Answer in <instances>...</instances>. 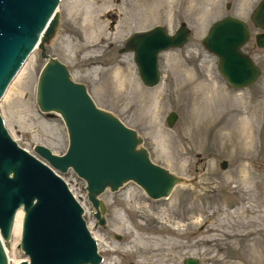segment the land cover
<instances>
[{
    "label": "rangeland",
    "instance_id": "obj_1",
    "mask_svg": "<svg viewBox=\"0 0 264 264\" xmlns=\"http://www.w3.org/2000/svg\"><path fill=\"white\" fill-rule=\"evenodd\" d=\"M258 1H59L58 27L46 52L67 65L98 106L142 135L154 162L182 177L157 199L133 181L106 188L99 195L106 205L99 224L84 181L67 175L102 255L99 264H183L186 256L199 264H264V46H257L261 29L250 20ZM228 14L248 23L242 49L261 67L246 87L230 86L217 56L201 43L210 24ZM182 22L189 29L185 44L163 50L159 83L144 85L126 38L156 24L173 32ZM44 62L35 47L19 69L20 80L16 74L0 98V115L28 151L41 143L62 153L68 139L60 115L35 103ZM170 111L177 114L171 126ZM19 240L20 232L11 234L7 245L14 263L26 258Z\"/></svg>",
    "mask_w": 264,
    "mask_h": 264
},
{
    "label": "water",
    "instance_id": "obj_2",
    "mask_svg": "<svg viewBox=\"0 0 264 264\" xmlns=\"http://www.w3.org/2000/svg\"><path fill=\"white\" fill-rule=\"evenodd\" d=\"M60 0H0V98L29 53L40 48L45 59L37 77L35 103L42 112L60 115L68 144L56 153L38 143L29 152L8 132L0 115V264H10L5 252L15 214L21 207L18 247L26 255L17 264H99L102 255L83 218V207L52 168L65 173L72 168L86 182L93 216L104 224L106 205L99 195L119 189L128 181L138 184L151 198L167 197L182 177L154 162L143 137L111 111L98 106L86 86L75 81L67 65L46 52V44L58 27ZM257 46H264V0L250 14ZM189 29L184 24L170 32L164 25L131 33L125 47L133 52L137 73L144 85L159 83V54L181 47ZM250 30L233 15L213 21L201 39L217 56V68L226 82L241 88L261 73L253 57L243 51ZM177 114L170 111L171 126ZM45 161V162H44ZM226 166V160L221 162ZM130 264H139L130 262ZM183 264H199L186 256Z\"/></svg>",
    "mask_w": 264,
    "mask_h": 264
},
{
    "label": "bare ground",
    "instance_id": "obj_3",
    "mask_svg": "<svg viewBox=\"0 0 264 264\" xmlns=\"http://www.w3.org/2000/svg\"><path fill=\"white\" fill-rule=\"evenodd\" d=\"M57 10H58V7H57ZM32 52V51H31ZM30 52V53H31ZM30 53H29V55H30ZM23 70L24 69H21L19 72H17L16 74V79L15 80H20V77L22 76V74H23ZM114 75H115V78H117V81H120V79H121V77H122V73L120 72V70H117L115 73H114ZM121 81H122V79H121ZM247 119V118H246ZM245 119V121H247ZM244 124V123H243ZM247 124V123H246ZM245 127V126H244ZM247 128H248V126H247ZM247 130V129H246ZM250 129H248L247 131H249ZM248 134V133H247ZM253 135V134H252ZM76 198H77V196H76ZM79 200V199H78ZM80 201V200H79ZM81 203V202H80ZM22 213H23V211H22V209H21V207L20 208H18V210L16 211V214H15V219H14V224H13V228H12V233L11 234H13V236L14 235H16V234H18L19 235V232H20V224H21V217H22ZM11 237V236H10ZM4 248H5V252L7 253V256H8V260H9V263L10 264H17V263H14L15 261H13V259H12V257L10 256V254H9V252H8V248H7V244L4 242ZM213 259V258H212ZM19 262V261H18Z\"/></svg>",
    "mask_w": 264,
    "mask_h": 264
},
{
    "label": "built area",
    "instance_id": "obj_4",
    "mask_svg": "<svg viewBox=\"0 0 264 264\" xmlns=\"http://www.w3.org/2000/svg\"><path fill=\"white\" fill-rule=\"evenodd\" d=\"M65 180H66L67 182L69 181V179H66V178H65Z\"/></svg>",
    "mask_w": 264,
    "mask_h": 264
}]
</instances>
